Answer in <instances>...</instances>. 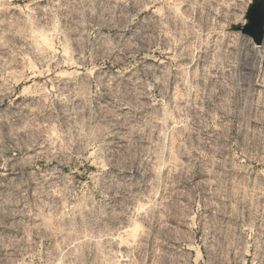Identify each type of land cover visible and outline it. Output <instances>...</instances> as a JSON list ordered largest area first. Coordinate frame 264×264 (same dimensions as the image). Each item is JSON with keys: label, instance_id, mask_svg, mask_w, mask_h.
Returning a JSON list of instances; mask_svg holds the SVG:
<instances>
[{"label": "rangeland", "instance_id": "obj_1", "mask_svg": "<svg viewBox=\"0 0 264 264\" xmlns=\"http://www.w3.org/2000/svg\"><path fill=\"white\" fill-rule=\"evenodd\" d=\"M256 0H0V264H264Z\"/></svg>", "mask_w": 264, "mask_h": 264}, {"label": "water", "instance_id": "obj_2", "mask_svg": "<svg viewBox=\"0 0 264 264\" xmlns=\"http://www.w3.org/2000/svg\"><path fill=\"white\" fill-rule=\"evenodd\" d=\"M247 17L248 21L242 29L259 46L264 38V0H256L250 7Z\"/></svg>", "mask_w": 264, "mask_h": 264}]
</instances>
